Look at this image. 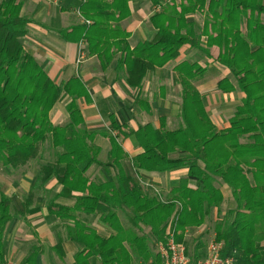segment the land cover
Returning a JSON list of instances; mask_svg holds the SVG:
<instances>
[{"label":"trees","instance_id":"1","mask_svg":"<svg viewBox=\"0 0 264 264\" xmlns=\"http://www.w3.org/2000/svg\"><path fill=\"white\" fill-rule=\"evenodd\" d=\"M186 1L179 10L172 4L154 14V38L132 49L125 41L128 34L119 27L120 5L125 0H82L79 7L85 23L70 33L86 39L89 53L98 56L102 68L113 58L111 47L120 49L119 68L125 65V81L132 87H138L155 67L176 58L182 45L199 46L200 34L185 15L205 12L201 33L206 34V46H218L217 61L230 71L236 88L244 93L230 127L217 130L191 82L202 68L182 62L177 71L183 125L167 130L144 124L130 131L142 152L127 164L123 162L124 150L110 132H100L109 138L110 149L107 159L99 161L100 148L92 145L97 132L85 127L75 103L78 95H86L84 85L78 78L54 83L20 42L29 23L20 13L21 3L0 1V165L11 169L27 165L38 158L43 143L50 141L55 158L39 163L22 212L31 204L36 189L56 179L61 190L48 202V210L55 217L75 222L68 237L79 242L82 250L72 264H89L91 257H98L100 264H132L134 257L144 263L158 262L154 243L137 231L146 227L153 240L163 241L169 227L181 242L186 227L203 224L214 207L219 211L224 201L223 184L230 188L234 205L214 227L216 239L223 241L221 255L233 256L235 264H264V0ZM219 87L222 91L233 89L225 78ZM63 93L72 97L66 106L69 121L54 125L49 112ZM112 125L119 127L115 122ZM93 164L113 171L112 178L89 181L86 172ZM181 167L187 168L186 176L163 200L145 193L133 177L140 169L165 172ZM57 198L73 200V204L63 205ZM119 210L126 212L130 227L120 221ZM77 212L99 214L110 234L102 237L77 219ZM14 213L17 210L11 198L1 193L0 261L4 258V230ZM56 248L63 259L61 243ZM36 253L34 249L21 264H36ZM199 256L196 250V259Z\"/></svg>","mask_w":264,"mask_h":264},{"label":"crops","instance_id":"2","mask_svg":"<svg viewBox=\"0 0 264 264\" xmlns=\"http://www.w3.org/2000/svg\"><path fill=\"white\" fill-rule=\"evenodd\" d=\"M16 1L21 3V15L29 20L27 33L20 39L24 50L37 61L54 83L64 84L70 79L78 78L84 85L86 95H78L75 103L85 127L89 131L97 132L92 145L100 148L99 161L107 159L110 149L109 138L100 132H110L117 137L126 154L123 162L127 164L142 152L134 135L129 134L130 131H135L144 124L167 130L183 125L180 115L182 87L177 71L182 62L195 63L202 68V72L191 82L199 92L204 109L216 129L230 127V119L241 104L244 93L236 88L230 71L217 61L218 46H206V34L201 33L205 12L196 10L185 15L186 20L194 24L196 34H200L199 46L194 47L189 43L182 45L176 58L155 67L145 75L138 87H132L125 81V65L119 68V59L123 56L120 49L111 47L113 58L102 68L98 56L89 53L86 39L70 33L73 28L85 23L79 10L82 0ZM104 1L111 3L113 0ZM186 3V0H125L124 4L121 3L122 19L119 27L128 34L125 41L129 49L154 38L157 31L151 21L154 14L166 5L174 4L179 10L180 4ZM117 16L118 13L115 12V17ZM241 29L246 31L245 23L241 25ZM117 41L118 39L113 42ZM224 78L233 85L232 90L220 89L219 82ZM71 100V96L63 93L56 101L49 112L52 124L64 125L69 121L66 106ZM112 122L119 126L118 129L113 128ZM54 158L55 149L50 141H46L41 146L38 158L19 167L17 173H0V194L10 197L17 210V214L13 215L4 230V258L0 264H21L34 249L37 250L36 264H72L76 254L81 252L82 245L68 237V229L75 222L49 213L48 202L51 200H48L47 195L50 192L56 195L61 190L56 179L52 178L43 188L35 191L31 204L22 212L26 196L38 176L39 163L53 161ZM186 173V167L165 172L140 169L133 177L145 193L146 185L156 186L166 198ZM113 174V171L107 172L99 164H93L86 172L89 181L94 182L110 180ZM220 189L224 198H232L231 190L226 184L221 185ZM56 202L67 206L73 204V200L64 198H57ZM213 211L216 215L217 207ZM80 213L83 212L76 213L77 219ZM94 215L96 216L88 222H101L100 215ZM204 222H207V216ZM83 223L102 237L110 234V230L107 234L102 232L108 228L103 223L105 227L102 226L100 230L93 227L96 224L90 226ZM58 243L62 246L63 259L56 248ZM97 259L99 260L98 257H91L89 264H95Z\"/></svg>","mask_w":264,"mask_h":264},{"label":"rangeland","instance_id":"3","mask_svg":"<svg viewBox=\"0 0 264 264\" xmlns=\"http://www.w3.org/2000/svg\"><path fill=\"white\" fill-rule=\"evenodd\" d=\"M263 21H264V16H263ZM47 149V148H46ZM49 151H47L48 153ZM20 170V168H16V169H11V168H6L3 167L2 165H0V173L5 172L8 174H15ZM50 181V180H49ZM140 184L142 183L141 181H139ZM143 184V183H142ZM45 186V185H44ZM145 187V186H144ZM146 192L148 194H157L155 189L158 191V194L161 195L162 198H164V194L161 192V190L156 187V186H151V185H146ZM36 189L35 191L40 190ZM48 200H53L55 194L54 192H50L48 195ZM233 206V200L232 198L228 199L227 197L224 198V201L222 202V204L220 205V209L219 211L217 210L216 215H214V211L213 209H211V211H209L208 215H207V222H204V224H201L199 226H191V227H186L183 231V240L180 242L182 243L188 254L190 255V257H192L194 260H196L195 257V251L197 250L201 256H199L197 259H201L204 254H205V250H206V246L208 241L212 238L213 234H216L215 232V224L218 218H220V216H223L224 213ZM213 211V212H212ZM17 213H14V215H16ZM118 215L122 221V224L124 225V227H130V222H128V218H127V214L125 211H118ZM94 216L96 215H87L84 213H80L78 215V218L80 220H82L83 222L87 223L88 225L92 226V224H96L93 225V227H95L96 229L100 230V228H103L102 226H104L102 224V222H88V220L93 219ZM102 224V225H100ZM105 227V226H104ZM110 229L107 228V231L102 230V232H105L107 234V232H109ZM140 234H145L146 236H148L149 240L152 241L154 243V248H155V240H153V238L151 237L150 231L148 228H143V230H138L137 231ZM264 241V240H263ZM99 260H96L95 264H99ZM132 264H150L149 262L144 263L141 260L137 259L134 257V261Z\"/></svg>","mask_w":264,"mask_h":264},{"label":"built area","instance_id":"4","mask_svg":"<svg viewBox=\"0 0 264 264\" xmlns=\"http://www.w3.org/2000/svg\"><path fill=\"white\" fill-rule=\"evenodd\" d=\"M160 199H164L158 194ZM158 262L150 264H235L233 256H222L223 241L217 240L216 235L208 241L205 254L201 259L194 260L188 254L185 246L176 241L175 233L168 227L163 241L155 242Z\"/></svg>","mask_w":264,"mask_h":264}]
</instances>
